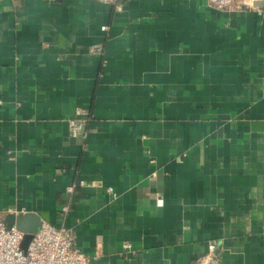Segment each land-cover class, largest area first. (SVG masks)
<instances>
[{
    "label": "crops",
    "instance_id": "crops-1",
    "mask_svg": "<svg viewBox=\"0 0 264 264\" xmlns=\"http://www.w3.org/2000/svg\"><path fill=\"white\" fill-rule=\"evenodd\" d=\"M247 1L0 0V210L58 225L66 204L90 264H194L209 241L217 264H264V0Z\"/></svg>",
    "mask_w": 264,
    "mask_h": 264
},
{
    "label": "built area",
    "instance_id": "built-area-1",
    "mask_svg": "<svg viewBox=\"0 0 264 264\" xmlns=\"http://www.w3.org/2000/svg\"><path fill=\"white\" fill-rule=\"evenodd\" d=\"M106 4H115L117 0H95ZM207 6L219 11L242 12L251 8L247 0H206ZM107 26H101V30H107ZM93 51L100 52L99 46H93ZM85 120H69L72 135L85 132L83 125ZM84 185L83 181L70 183L66 192L70 195L77 187ZM106 191L114 198L117 194L111 187ZM68 211L65 204L61 207L58 215V225H54L45 219L40 220L37 231L32 235L27 248L23 250L20 243L23 232L14 224L7 225L5 221L6 212L0 210V264H90L88 256L81 251L74 242V233L63 224L64 213ZM16 214L15 212H12ZM23 213V211L21 212ZM124 248H130V244H122ZM213 241H209L206 252L197 257L194 264H217L216 248Z\"/></svg>",
    "mask_w": 264,
    "mask_h": 264
},
{
    "label": "water",
    "instance_id": "water-1",
    "mask_svg": "<svg viewBox=\"0 0 264 264\" xmlns=\"http://www.w3.org/2000/svg\"><path fill=\"white\" fill-rule=\"evenodd\" d=\"M5 221L7 225L14 224L17 229L23 232L20 247L25 250L32 235L39 227L40 217L33 212L7 213L5 214Z\"/></svg>",
    "mask_w": 264,
    "mask_h": 264
}]
</instances>
